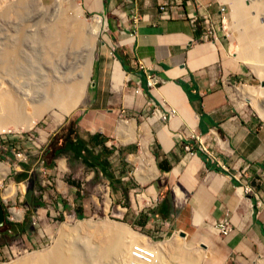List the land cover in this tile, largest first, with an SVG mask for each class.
I'll return each instance as SVG.
<instances>
[{"label":"crops","instance_id":"0c3cea01","mask_svg":"<svg viewBox=\"0 0 264 264\" xmlns=\"http://www.w3.org/2000/svg\"><path fill=\"white\" fill-rule=\"evenodd\" d=\"M77 1L86 15L104 21L105 43L113 46L111 54L123 71V82L116 86L111 62L113 88L124 90L121 106L151 112L154 108L175 110L167 120L152 116L141 131H136L134 119L120 120L116 126L128 152L138 136L141 148L134 157L138 163L135 173L140 181H150L147 191L152 199L156 197L154 206L142 210L141 224L157 223V229L168 226L192 236V241L200 240L205 264L264 260V122L236 96L234 84L243 70L235 64L222 34L204 39L198 22L200 15L209 14L219 23L220 2ZM162 4L167 5L168 18L160 17ZM147 74L160 81L149 87ZM245 88L250 89L243 85L238 91L247 96ZM110 125L106 121L98 130L95 125L81 124L90 132L87 139L96 134L103 140L91 142L93 157L85 161L109 182L108 156L115 147L105 144L102 131ZM191 132L196 138L190 137ZM69 133L80 136L75 130ZM185 144L193 154L186 152ZM126 163H122L124 169ZM130 217L134 220L137 213ZM222 222L231 226L226 235L217 229Z\"/></svg>","mask_w":264,"mask_h":264},{"label":"rangeland","instance_id":"374dc122","mask_svg":"<svg viewBox=\"0 0 264 264\" xmlns=\"http://www.w3.org/2000/svg\"><path fill=\"white\" fill-rule=\"evenodd\" d=\"M71 1L63 0L66 7L60 17H66L72 22L66 33L74 32L75 35L76 31L81 29L83 34H77L76 37L80 41L79 44L83 45L87 42L83 22L88 24L96 16L86 15L81 10V14L75 17ZM217 1L225 8V18L220 33L227 43L235 64H239L243 70L234 84L236 96L246 109L253 111L255 116L264 122L262 114L264 93L260 90L264 85V79L255 65L240 53L242 47L247 44V39L243 35L247 33H243L234 23V8L231 1ZM40 2L43 8L48 9L47 11H55L57 0H40ZM76 2L78 3L77 0ZM17 4L18 0H0V97L1 94L15 96L16 98H13L15 105L19 106L26 117H29L35 110L29 103L28 97L35 96L33 91L36 83H40L46 73L51 74L56 64L55 57L51 53L52 48L47 45H50L48 33L50 34V28H54L57 14L48 16L32 7L19 8ZM262 16L259 18L261 21ZM46 22L50 28L47 27ZM103 22L96 40L92 75L83 100L60 120L57 117L60 110L56 108L44 112L31 128L28 127L29 129L18 121L17 124L6 123L7 129L0 131V162L9 168L6 177L1 178L3 186L0 189V199L4 220H11L15 224L22 222L26 224L24 229L19 227L18 232L12 237L0 236V264L28 262L33 264L31 262L35 257L48 256L64 238H66L64 243L73 244L78 234L89 235V240L98 244L100 251L106 248L105 240L108 238L98 233L100 229H97V226L106 222L117 223L130 232L140 233L136 235L145 236L146 244L149 242L161 248H166L169 242L178 237L181 242L180 247L186 256L185 260L192 259L197 254L198 259L200 258L198 264H205L204 246L200 240L192 241V236H186L181 230L169 229L168 226L157 229V223L149 227L141 224L145 217L142 210L150 209L155 204L152 199L153 194L150 195L147 191L150 190V181H140L135 173L138 163L134 157L139 156L141 144L136 136L135 141L133 140L134 147L128 152L124 143L120 141L116 126L120 120L134 119L136 131H141L147 121H151L152 116L148 109L133 110L121 106L124 90L118 92L112 85L109 70L111 62L113 65L116 59L111 54L113 47L111 43L109 41L105 43L107 30H105L106 26L103 27ZM62 27L64 23L61 22ZM37 32L40 38L35 34ZM46 48L48 50L51 48V54L45 52ZM5 52H9L8 55L11 56L7 58L10 60L8 64L6 61L3 62L7 57ZM45 54H48L47 58L44 57ZM243 85L252 89L245 88L243 91L255 92L258 96L257 101H262L263 104L256 106L255 98L242 95L238 88ZM106 121H111V127L102 131L105 144L115 147L108 156L111 182L95 168L76 158L70 151L56 156L52 165L44 163V159H47L44 155L45 148L54 135L66 136L70 131L75 130L87 139L90 132L81 124H85L88 128L95 125L98 130H102L101 126ZM18 153L23 154L25 159H19ZM123 162H127L125 169L122 167ZM17 172H25L26 175L16 179ZM125 184L128 185L126 190H124ZM10 186L15 187L14 198L3 197L2 194L5 196L4 192L11 188ZM4 188L7 190H3ZM37 202L41 205H33ZM12 208L21 211L20 219L13 215ZM136 213L137 217L131 220L130 215ZM128 240L130 241V237L125 238V241ZM128 254L129 258L123 264H138L131 258V254ZM113 260L114 258L108 253V259L101 264H112ZM185 260L174 258L172 261L168 258L170 264H181L180 261L185 264ZM260 261L264 260L257 257L251 264H259ZM152 264H161L157 260L156 252Z\"/></svg>","mask_w":264,"mask_h":264},{"label":"bare ground","instance_id":"6f19581e","mask_svg":"<svg viewBox=\"0 0 264 264\" xmlns=\"http://www.w3.org/2000/svg\"><path fill=\"white\" fill-rule=\"evenodd\" d=\"M230 1L234 8V23L242 30L243 33H247L246 35L243 34L247 39V44L242 47L240 53L255 65L264 79V0ZM71 2L73 14L75 17H78L79 14H81L82 9L76 0H72ZM17 5L19 8H35L39 10L40 13H44L48 16L50 14H52V16H54L55 13L57 14L55 18L56 21L54 22V28H50L48 26V22H46L47 27L51 29V31L48 30L50 31V34L48 33L50 45H47V47L51 46L52 50L51 48L50 50L52 51V55L55 57L56 64L52 68L51 74L46 73L43 76L42 81L38 84L36 83L35 90L33 91L35 96L33 94V98L31 97L32 95L28 97V99H30L29 103L35 110L31 116L26 117L19 106L15 105V96L12 97V94H1L0 131L7 129L5 126L6 123L14 122L17 124L18 121H21V123H23V125H25L27 128L29 126L31 128V125L37 120V118H40L44 112L56 108L60 110V112L57 113L58 120H60L66 113L75 108L83 100L86 86L90 76L92 75L91 73L94 60V51L96 49V40L101 31L102 25V19L99 16H96V18L88 24L87 22H83L86 29L84 35H87V38L85 37L87 42L86 44L80 45V41L76 36L77 34H83L81 29L76 31L75 35L74 32L66 33L72 22L66 19V17H60V15H62L63 9L66 7V5L63 4V0H57L54 12L47 11L48 9L43 8L41 6L40 0H18ZM261 15H263L262 21L259 19ZM61 22L64 23V27L62 28ZM35 34L38 35V32ZM46 44H48V42ZM50 50L47 49L45 52L50 53ZM5 53L7 57L3 60V62L6 61L8 64L10 63V60L7 59L9 52ZM45 55L46 56L44 57L47 58L48 54ZM9 57L11 58V56ZM113 72V79L116 81V86H118L123 82V78L121 77V75L123 76V71L118 60L114 61ZM260 90L264 93V85ZM243 92L245 95L253 97V99L255 98L254 102L256 103V106L263 104L262 101H257L258 96L255 92L248 90ZM262 114L264 116V109L262 110ZM8 172L9 168L4 163L0 162V179L3 178ZM7 188L5 190H7ZM4 193L5 196L2 194L3 197L14 198L16 194L15 187L12 186ZM18 210L12 208L11 212L16 218L20 219L22 213ZM97 229H100V231H98L100 235L108 238L105 240L106 248L99 251L98 248L100 246L98 244L92 243V240H89V235L78 234V237L74 239L73 244H68L66 242L64 243V239L66 238L63 237L64 239L59 242L58 246L51 254L48 256L35 257L31 263L101 264L102 261L106 262L109 253L114 258L112 264H123V262L128 260V253H130L131 258L133 260L135 259V262L137 261L138 264H152L153 261L151 258H143V260L141 258L136 259V257L133 256L132 249L134 242H136L134 244H140L144 250L149 251L153 257L155 256L156 252L157 260L161 264L166 262L170 264L168 258H170L172 261L174 258L178 260H185L186 258L180 247L181 242L178 237H175L174 240L169 242V245L166 248H161L160 246L157 247L153 244L152 246L149 242L146 244V241H144L146 240L144 238L145 236L141 237V235H136L140 233L130 232L125 227L117 223L106 222L103 225H98ZM128 237H130V241H125V238ZM112 240L114 242L111 243L110 241ZM198 257L199 255L196 254L192 259L187 258L184 262H186L185 264H198V260L200 259H198ZM180 263L184 264L183 261H180ZM259 264H264V261H260Z\"/></svg>","mask_w":264,"mask_h":264},{"label":"built area","instance_id":"2783aa9c","mask_svg":"<svg viewBox=\"0 0 264 264\" xmlns=\"http://www.w3.org/2000/svg\"><path fill=\"white\" fill-rule=\"evenodd\" d=\"M159 10L161 11V13H160L161 18H168L169 17V15L167 13V5L166 4L160 5ZM224 13H225V8H224L223 4L220 3L219 9H218L219 23L215 22L209 14L200 15L199 20L198 19L197 20H198L199 25L201 27V37L202 38H204V39H207V38L215 39L218 37V35L222 29V23H223L224 18H225ZM193 20L194 19H192V21ZM159 81H160V79L157 76H155L154 74H147L146 75V83L149 87L154 86ZM174 114H175V110L173 108H170L168 111H165V112L160 111L158 108H154V109H152V112H151V116H154L160 120L170 119L171 117L174 116ZM190 137L196 138L195 132H191ZM184 149L189 154L194 153V150L188 144L184 145ZM17 157L19 159H25V156H23V154H21V153H18ZM5 177H6V175L4 176V178ZM2 186H3V183L1 182V179H0V189ZM7 187H9V186H7ZM5 189L6 188H4L3 190H5ZM244 189H245V191H250V188L248 186H244ZM153 200H154V202H156L155 198H153ZM9 221H11V220H9ZM217 229H218V232L220 234L226 235L231 230V226L228 222H222L218 225ZM132 254H133V256L136 257V259L137 258H141V259L151 258L152 261L154 259V257L151 256V253L149 251L144 250L140 244H133Z\"/></svg>","mask_w":264,"mask_h":264},{"label":"trees","instance_id":"16d2710c","mask_svg":"<svg viewBox=\"0 0 264 264\" xmlns=\"http://www.w3.org/2000/svg\"><path fill=\"white\" fill-rule=\"evenodd\" d=\"M91 142L95 144L101 143L103 142V140H98L96 134L90 135L87 140L76 135L75 133H68L66 136L54 135V138L51 139V141L45 148L44 155L47 157V159H44V163H46V165H52L53 160L56 156L70 151L73 155L80 156L82 160L87 164V161L85 160H89L93 157V154L91 152V148L93 145L91 144ZM89 146H91V148H89ZM25 175V172H18L15 174V177L16 179H19ZM30 202V204H32V201ZM33 205L40 206L41 203L37 202ZM19 227L21 229H24L26 227L25 222H22L21 224H15L9 220H4L3 224L0 226V236L4 238L12 237L16 232H18Z\"/></svg>","mask_w":264,"mask_h":264},{"label":"water","instance_id":"95a60500","mask_svg":"<svg viewBox=\"0 0 264 264\" xmlns=\"http://www.w3.org/2000/svg\"><path fill=\"white\" fill-rule=\"evenodd\" d=\"M4 218H5V216H4V212H3V208H2V204H1V199H0V226L3 224ZM182 234H184V233L182 232Z\"/></svg>","mask_w":264,"mask_h":264},{"label":"clouds","instance_id":"9594fccd","mask_svg":"<svg viewBox=\"0 0 264 264\" xmlns=\"http://www.w3.org/2000/svg\"><path fill=\"white\" fill-rule=\"evenodd\" d=\"M13 170V169H12Z\"/></svg>","mask_w":264,"mask_h":264}]
</instances>
